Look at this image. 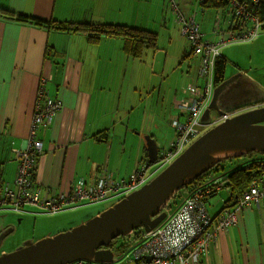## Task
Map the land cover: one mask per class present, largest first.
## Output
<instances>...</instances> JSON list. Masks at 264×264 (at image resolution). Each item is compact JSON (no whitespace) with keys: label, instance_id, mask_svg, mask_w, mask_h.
I'll use <instances>...</instances> for the list:
<instances>
[{"label":"crops","instance_id":"0c3cea01","mask_svg":"<svg viewBox=\"0 0 264 264\" xmlns=\"http://www.w3.org/2000/svg\"><path fill=\"white\" fill-rule=\"evenodd\" d=\"M178 7L184 15L192 12ZM0 8L65 23L127 25L148 31L150 26L165 27L155 8H142L138 12L137 8L126 6L125 0H0ZM173 26L175 33L166 31L168 51L162 54V50L154 53L147 50L143 54L145 58L137 60L124 54L123 41L119 38H102L98 44L91 45L85 34L37 28L0 17L2 183L11 186L17 152L26 149L41 78L46 79L49 96L60 100L62 107L53 122L39 130L42 150L33 166V189L39 190L42 197L67 196L77 182L83 180L90 185L102 172L109 174L111 181H126L137 164L145 160L141 142L137 148V129L140 139L143 133L150 134L152 124L158 119L152 108L137 126L134 110L141 75L149 74L151 78L180 75L184 82L176 91H166L173 97L167 123L175 114V102L183 98L180 90L187 83H199L198 58L190 55L188 41L176 36L181 33L175 18ZM261 186L264 187V181ZM226 190L225 199L216 194L207 200L206 209L212 218L221 212L230 197ZM113 200L116 199L109 196L96 205L106 209ZM221 200L223 206L212 215L207 205L215 206ZM88 205L93 204L80 203L67 210ZM86 211L89 217L85 220L100 213ZM237 216V225L218 233L201 264H264L263 202L252 203L239 210ZM46 235L49 234L42 236Z\"/></svg>","mask_w":264,"mask_h":264},{"label":"built area","instance_id":"2783aa9c","mask_svg":"<svg viewBox=\"0 0 264 264\" xmlns=\"http://www.w3.org/2000/svg\"><path fill=\"white\" fill-rule=\"evenodd\" d=\"M199 2L200 0H196V7L189 15H184L173 0L170 2L181 35L189 42L192 54L199 58L197 74L199 83L193 82L183 87V98L174 104L175 114L170 119V126L175 130L176 137L166 152L158 154L157 164L160 166L156 170L173 162L205 130L230 117L228 114L217 118L208 115L207 119H202L213 95L215 62L222 56L221 47L234 42L253 41L259 33V24L255 19H252L249 27H237L235 23L227 21L228 28L224 32L229 34L227 41L215 43L206 40L195 20L199 12L197 8L200 9ZM232 3L235 16L239 18L244 15L245 8L235 2ZM214 32L220 36L222 34L220 19L215 23ZM45 85L46 79L41 78L27 148L17 152L18 156L15 158L16 161L20 157L23 159L17 163L15 187L5 186L0 178V212L20 211L28 207L39 208L44 214H53L80 203L96 204L107 200L109 196L115 199L124 198L149 181L155 171L148 173V169L145 170L142 163L133 170L126 181H111V176L102 172L90 185L83 180L77 182L67 196L42 197L39 190L33 189L34 161L42 150L41 143L35 139L36 134L38 135L42 127H47L53 122L62 106L60 100L49 96ZM262 183L253 181L247 190L241 193L235 207L223 210L216 218L209 217L205 202L212 195L211 192L216 194L226 188L222 179L219 180L215 176L207 177L203 184L205 190L197 187L187 190L182 206L169 212L171 199L176 192L162 211L165 214L164 218L151 232L146 233L142 228H138L122 236L121 239L133 245V249L131 254H124L118 264H201L218 233L237 225L239 210L260 200L264 205V187H259ZM226 191L229 192L228 189Z\"/></svg>","mask_w":264,"mask_h":264},{"label":"water","instance_id":"95a60500","mask_svg":"<svg viewBox=\"0 0 264 264\" xmlns=\"http://www.w3.org/2000/svg\"><path fill=\"white\" fill-rule=\"evenodd\" d=\"M239 76L225 79L214 88L209 109L218 116L225 114L220 104L223 92ZM208 111L204 112L203 119L209 115ZM142 137L147 170L157 164L159 148L153 134ZM249 152L264 154V106L243 109L225 118L201 134L154 178L111 207L70 230L36 242L27 241L15 251L1 255L0 264L110 262L114 240L138 228L151 232L164 218L162 211L176 192L217 163ZM7 232L0 234V242Z\"/></svg>","mask_w":264,"mask_h":264},{"label":"rangeland","instance_id":"374dc122","mask_svg":"<svg viewBox=\"0 0 264 264\" xmlns=\"http://www.w3.org/2000/svg\"><path fill=\"white\" fill-rule=\"evenodd\" d=\"M173 1H175V3L178 6L184 7L185 11H192V9L196 7V3H195L196 0H173ZM170 2L171 0H137V3H134V0H125L126 6H131V7H134L135 9L137 8L138 12H140L142 8H146V9L155 8V10L158 11L159 13V19H163L165 21V27L157 28L154 26H150L151 28H148V29H151L149 31L154 32L157 35V48H159L157 50H162V54H164V50L166 51L169 50L168 48L169 47V35L166 31L175 33V29L173 26L174 18L170 11V8H171ZM162 3H164V5ZM197 9L199 12L197 13L196 20L200 26V31L203 34V37L206 40H209L215 43L221 40L227 41L229 34L224 33V32L228 28V24H227L228 18L227 20L226 19L223 20V15L220 12H216V11L202 12L200 11L201 8L200 9L197 8ZM170 13L172 15V18L170 16ZM217 15L220 17H218ZM218 19H220V30L222 31L221 36L214 32V26ZM204 30H209L210 33L204 34L203 33ZM176 36H178V38L181 41H183L184 39L183 36L181 35L180 36L176 35ZM230 36L232 37V35ZM190 50H191V47H190ZM148 51L150 53H153L150 50ZM221 53L228 60V63L225 69V79H230L233 77H237L239 75L241 76H239L240 78L239 77L237 78L239 80L236 79L237 81L235 80L223 92L220 98V100H222L220 104L221 105L223 104V101H225L224 100L225 98H235L238 95L237 90L238 88H240V85H243L246 91V93L242 95L240 98L234 101L232 100L233 102L230 103L229 105L221 106V109L223 110L224 108H227V107L232 108V109L234 107H242L244 103H247V102L249 103L247 107L244 108L245 110L258 108L259 106L263 107L264 106V33L260 32L259 35H257V38L253 41L229 43L221 47ZM190 55L192 57L195 56L192 54V50L190 52ZM144 58L145 56H143V59ZM187 59L188 57L184 61H186ZM193 66L195 65L193 64ZM145 67L146 66L143 63L141 69L144 70ZM198 69H199V58H198L197 74H198ZM148 71L150 70L148 69ZM182 83L184 82L180 78V75H178L176 78L171 77L167 74H165L164 76H159V77L156 76V77L151 78L149 74L147 75L142 74L141 80L137 84V94H136V101H135L136 108L134 110V114L137 120V126L139 122L143 121L145 113L153 108L157 114L158 119L156 120V123L152 124V130L150 134H153L154 139L156 140L158 144V148H159L158 154L159 155L163 154L164 152L168 150L169 144L176 137V132L170 126V121H168V123L166 121L167 114L169 113L170 109L172 110L171 101L173 98L170 95H167L166 91H171V90L176 91L177 89H179ZM190 83H193V82H190ZM188 84L189 83L185 84L184 87H186ZM215 87L216 86H214V88ZM180 91H183V90H180ZM253 98H255V100H253V102H250V100ZM226 101H231V100H226ZM172 105H173V102H172ZM234 109L235 111L233 114H237L240 112V111H237L239 108H234ZM209 115L213 118L219 117L217 116L218 115L217 112L214 110H211L209 112ZM207 118L208 116L205 119ZM143 123L145 124V122ZM125 125H128V124L125 123ZM42 128H45V127H42ZM142 135H146V134L143 133ZM142 135L140 136V139H139V132L137 129V148H138L139 142H141L140 150L141 152L145 154L146 153L144 149L145 142L143 140ZM130 136L131 135L129 134L128 137ZM22 149L25 150V148H22ZM17 156L18 154L16 155V157ZM260 159H264V154L253 152L250 158H247L245 155H242L240 157L231 159L233 162L231 161L232 163L230 164H233L236 167H243L245 165H249L251 161H258ZM21 160L23 159L20 157L16 161V163H19ZM223 164L225 166L224 173H228L229 171L233 169L227 163H223ZM140 165L141 163L137 164V167H139ZM159 166L160 164H153L149 166L147 170L148 173L155 171V173L150 179L154 178V176L159 174L165 168L163 167V168L156 170L157 168H159ZM216 174L221 175L223 173L219 172ZM16 177H17V174H15L14 180L10 183L13 187H15L14 182L16 180ZM225 189L226 188L220 190L217 193L216 197L220 196L221 199L224 198V196H226V193L224 192ZM119 198L116 200H113L108 205L110 204L114 205L117 202V200H119ZM222 206H223V200H221V203L215 206H212V207H209V205H207L212 215L218 212V210ZM95 208L97 209L95 210ZM87 209L92 211L91 213H96V212L99 213L105 210L103 206H98L96 204H93V205L79 207L74 210H64V211H60V212L53 213V214H44L43 213L44 211L39 208H28V207L20 211H11V210L1 211L0 212V232L2 230L3 231L10 230V234L4 240L3 243L2 241L0 243V255H1L2 250H6L8 251V253H10V251L16 250L17 248H19V246L21 247L24 243H26V241L36 242L44 237L45 238L52 237L60 232L67 231L69 229H72L86 222L87 220L85 219L89 217L85 215V213L87 212L86 211ZM209 217L211 216L209 215ZM47 233L49 235L42 236ZM119 242L120 240L116 239L115 244L113 246L114 255L116 257L119 258V257H122L126 253L127 255L132 253L133 245H128L125 251L123 252L117 251Z\"/></svg>","mask_w":264,"mask_h":264},{"label":"trees","instance_id":"16d2710c","mask_svg":"<svg viewBox=\"0 0 264 264\" xmlns=\"http://www.w3.org/2000/svg\"><path fill=\"white\" fill-rule=\"evenodd\" d=\"M232 2H235L239 6L245 8L244 15L240 16L239 18L235 16L234 4ZM199 7L203 12L216 11L222 13L223 20H227L228 18V21L235 23L237 27H249L252 23V19H255L259 24V33H264V0H200ZM0 17L6 20L14 21L16 23L28 24L37 28L85 34L87 36L88 43L91 45L98 44L102 38H119L123 41L122 49L124 54L134 59H140L147 50H150L154 53L158 49L157 35L154 32L130 27L127 25L105 23H65L51 19H44L37 16H28L24 13H17L3 8H0ZM187 57V55L183 56V60ZM227 63L228 60L223 54L221 57L217 58L213 73L214 86H218L225 80V69ZM230 103H232V101H223L221 106H226ZM252 153L253 152H249L244 155L247 158H250ZM144 159H146V156ZM231 159L233 158L225 159L222 162L217 163L212 169L203 173L188 186H184L171 199L169 212H172L176 208L182 206L184 198L187 196V190L194 187L203 190V184L205 183L206 178L209 176L217 175L215 177H217L219 180L222 179L226 185V188L229 189L228 193L230 197L225 201L221 212L216 217H218L225 209H233L238 203L241 193L247 190L253 181H264V159L251 161L249 165H245L243 167H236L235 165L230 164L233 162ZM223 163H227L233 169L228 173H224L225 166ZM219 172H222L223 174H216ZM213 193L214 192H211L212 195L210 194V198L217 194ZM136 238L137 237H135V239ZM119 240L120 242L118 244L117 251L123 252L129 244L125 243L122 239ZM115 241L116 240H114L111 245V249L113 251Z\"/></svg>","mask_w":264,"mask_h":264},{"label":"bare ground","instance_id":"6f19581e","mask_svg":"<svg viewBox=\"0 0 264 264\" xmlns=\"http://www.w3.org/2000/svg\"><path fill=\"white\" fill-rule=\"evenodd\" d=\"M36 103V102H35ZM34 106H35V104H34ZM62 107V106H61ZM206 110H209L208 111V114H209V112L211 111V109H209V107H208V109H206ZM33 111H34V108H33ZM60 111V110H59ZM223 111H224V113L225 114H228V115H230V116H232L233 115V113H234V111H235V109L233 108H229V107H227V108H224L223 109ZM59 113V112H58ZM57 113V114H58ZM56 114V115H57ZM32 117H33V113H32ZM31 125H32V121H31ZM31 125H30V128H29V133H28V136H27V138L29 139V136H30V129H31ZM27 139V140H28ZM35 139L37 140V141H39L40 142V140L38 139V135L36 134V137H35ZM41 143V142H40ZM41 145H42V143H41ZM26 148H27V144H26ZM36 161V160H35ZM35 161H34V163H35ZM70 230V229H69ZM4 232H6V231H1L0 232V234L1 233H4ZM9 234H10V230L4 235V237H3V239L1 240L2 241V243L4 242V240L9 236ZM45 238V237H44ZM122 238V236L121 237H119V238H117V239H121ZM43 239V238H42ZM27 242V241H26ZM29 242H31V241H29ZM1 243V242H0ZM20 247V246H19ZM112 250V249H111ZM4 251V252H3ZM15 251V250H14ZM11 252H13V251H10V253ZM112 252H113V256H112V259H111V261L110 262H108V261H104V262H102V263H98V262H95V261H86V260H78V261H74V262H72V263H69V264H76V263H82V264H118V261L122 258V257H116L115 255H114V251L112 250ZM3 254H9L8 253V251H6V250H2L1 251V255H3ZM0 255V256H1ZM147 261H148V259H147Z\"/></svg>","mask_w":264,"mask_h":264},{"label":"flooded vegetation","instance_id":"af4514ba","mask_svg":"<svg viewBox=\"0 0 264 264\" xmlns=\"http://www.w3.org/2000/svg\"><path fill=\"white\" fill-rule=\"evenodd\" d=\"M239 78H240V77H239ZM237 80H239V79H237ZM237 80H236V81H237ZM236 90H237V89H236ZM237 92H238V93H237L238 95H237L235 98H225L224 100H225V101H226V100H231V101L233 100V101H234V100L240 98L242 95H244V94L246 93V91H245V87H244L243 85H240V88H238ZM253 100H255V98L251 99L250 102H253ZM221 101H222V100H221ZM233 101H232V102H233ZM248 103H249V102L244 103V105H243L242 107H234V108H239L237 111H242L244 108L247 107ZM237 106H238V105H237ZM249 107H250V106H249ZM249 107H248V108H249ZM259 107H261V106H259ZM144 161L147 162V159H145Z\"/></svg>","mask_w":264,"mask_h":264}]
</instances>
